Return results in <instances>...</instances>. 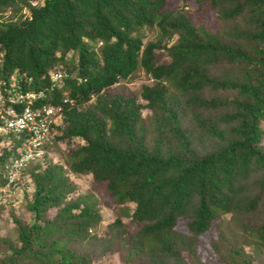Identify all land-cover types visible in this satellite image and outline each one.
I'll list each match as a JSON object with an SVG mask.
<instances>
[{
  "label": "trees",
  "instance_id": "obj_1",
  "mask_svg": "<svg viewBox=\"0 0 264 264\" xmlns=\"http://www.w3.org/2000/svg\"><path fill=\"white\" fill-rule=\"evenodd\" d=\"M145 29L157 38L144 42ZM139 68L151 81L138 92L107 93ZM0 71L38 93V106L63 109L51 142L118 210L100 235L97 198L45 154L26 169L34 220L12 215L18 243L0 238L12 251L0 264H89L84 240L100 256L120 249L123 217L134 229L126 260L212 264L226 253L221 264H252L210 232L231 214L236 231L264 243V0H0ZM196 137L209 146L195 151ZM11 152L1 150V182Z\"/></svg>",
  "mask_w": 264,
  "mask_h": 264
},
{
  "label": "rangeland",
  "instance_id": "obj_2",
  "mask_svg": "<svg viewBox=\"0 0 264 264\" xmlns=\"http://www.w3.org/2000/svg\"><path fill=\"white\" fill-rule=\"evenodd\" d=\"M30 3L36 2L40 3L42 0H28ZM185 11L191 12L189 6L184 8ZM157 38V31L156 30H149L145 29L143 31L142 39L144 42H147L152 39ZM151 79L145 72L139 68L134 71L128 78L123 79L121 82L114 84L112 87L107 89V93L114 94L116 90H125L130 92H138L141 85L143 83L150 82ZM142 115L145 119L146 112L143 111ZM196 148L195 151H200L201 149H205L209 146V141H205L204 139H198L196 137ZM18 143V139L15 133L7 131L6 133L0 134V148L2 145H16ZM53 150L50 149L49 156H52L54 160H60V155L65 148V145L61 146H53ZM30 178L32 183V177L29 173H26V177L22 178L23 183L25 184L26 191H16L12 194L13 201L8 200L9 197L7 196L6 202L5 198L2 195L0 197V203H4L7 205H3L0 208V238L7 237L9 241L12 243H18V232H17V225L12 221V215H15L19 220L23 223L29 224L34 220V215L31 214L26 209V202H30L32 200L33 194V183L32 186L28 185L26 181ZM72 181H75L79 186V192L81 193H88L91 196L97 198L96 206L97 211L100 217V221L95 227L99 231L100 235H104L106 231H108V225L114 218L118 217L117 211L114 210L113 206L106 204L103 201H100V196L98 195L99 190L97 187L94 186L93 179L91 178L90 174H75L71 176ZM77 193V192H76ZM134 204L128 203L129 209H133ZM119 207V206H117ZM54 211L52 210L49 214H53ZM220 220L212 229L213 231L210 232L211 236L214 239L215 244L222 245V244H240L244 251L243 253L253 259L252 264H264V243L255 242L253 239L246 238L245 235L241 231H236L233 225L234 221L231 214H223L220 217ZM129 218L123 217L122 223L123 227L120 229L121 234L119 235L120 241V249H116L115 247L110 252H107L103 256H100V249L97 248V244L94 246L90 243L91 239L84 240L83 247L78 249V253L80 254H89L90 263L89 264H145L144 260L139 256H131L127 260L125 259L127 256L125 255V246L128 244V240L130 239V235L133 233L134 229L132 225L129 224ZM221 231L219 235L217 232ZM113 234V232H112ZM117 234V233H116ZM115 234V235H116ZM118 238L117 236L115 237ZM2 240H0V260L5 258L6 256L12 255L11 249L6 245L2 244ZM119 247V246H118ZM206 249V248H205ZM222 251V250H221ZM206 253V252H205ZM226 258V253L223 255H219L216 257H212L210 262L212 264H221L222 259ZM40 259V258H39ZM39 259L33 260L32 264H41ZM120 260H124L121 262Z\"/></svg>",
  "mask_w": 264,
  "mask_h": 264
},
{
  "label": "built area",
  "instance_id": "obj_3",
  "mask_svg": "<svg viewBox=\"0 0 264 264\" xmlns=\"http://www.w3.org/2000/svg\"><path fill=\"white\" fill-rule=\"evenodd\" d=\"M13 75L17 78V74ZM65 75L61 70L54 71L50 75L51 81L53 84L62 85ZM15 78H11L13 80L8 83L0 76V134L9 131L15 133L17 139L25 138V141L20 147L21 156L14 160L13 169L8 173L9 182L5 188L11 187L14 176L20 173V168L28 159L40 155L39 146L52 124L61 116L59 106L42 104L35 108L33 102L38 93L20 88ZM18 102L24 103L21 109L15 105Z\"/></svg>",
  "mask_w": 264,
  "mask_h": 264
},
{
  "label": "clouds",
  "instance_id": "obj_4",
  "mask_svg": "<svg viewBox=\"0 0 264 264\" xmlns=\"http://www.w3.org/2000/svg\"><path fill=\"white\" fill-rule=\"evenodd\" d=\"M32 5H36L37 3L36 2H32L31 3ZM98 45L100 46L101 45V41L98 43ZM14 73H16V70H14ZM0 76L2 77V74H1V71H0ZM113 86V85H112ZM111 86V87H112ZM42 104H46V105H54L52 103H41ZM33 105L35 108H39L40 106H38L36 103H35V100L33 102ZM54 106H57V105H54ZM63 109L61 108V116L59 117V119L56 121V123H53L52 126L50 127L47 135H46V138L43 140V142L41 143V145L39 146L40 150H41V153L40 155L38 156H35L33 158H30L26 161L25 164L22 165V167L20 168L19 170V174L15 175L12 182H11V187L10 188H5L6 185L8 184L9 182V177H8V173H10L11 169H13V162L15 159L19 158L21 156V151H20V147L22 146V142L25 141V138H20L18 139V143L16 145H12V144H8V145H2V147L0 148V154H1V150L2 149H7L9 151H12L11 154L15 155L13 158H8L6 162H4L3 166H2V171H1V177L4 179L3 182L0 181V193L2 195L4 194H8L7 196H11L12 197V194H14V192L18 191H26V186L25 184L23 183V179L22 178H25L26 177V169L28 168V166L34 162H37V161H40L41 158L46 154L48 155L50 149L53 150V146L56 145L58 146V144H53L51 142V139L54 137L55 133H61L62 130H60L58 127L62 124L63 120ZM71 142L74 144V145H77V144H83L84 141L83 139L81 138H78V137H75L71 140ZM62 145V144H61ZM49 156V155H48ZM59 162L62 163L64 169H65V172H66V175L68 177H70L71 179V176L75 175L74 172H72L70 169H67V164L64 162L63 158H62V153L60 155V160ZM72 180V179H71ZM75 182V181H73ZM26 183L28 185H31L32 186V183H31V180L30 178L26 181ZM78 192L74 193V195H77ZM13 198V197H12ZM52 211V210H51ZM54 211V210H53ZM91 229L88 230V233H91Z\"/></svg>",
  "mask_w": 264,
  "mask_h": 264
}]
</instances>
